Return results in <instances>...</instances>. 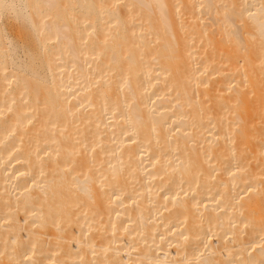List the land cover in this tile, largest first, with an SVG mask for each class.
Returning <instances> with one entry per match:
<instances>
[{
    "label": "bare ground",
    "instance_id": "1",
    "mask_svg": "<svg viewBox=\"0 0 264 264\" xmlns=\"http://www.w3.org/2000/svg\"><path fill=\"white\" fill-rule=\"evenodd\" d=\"M4 11L0 264H264V0Z\"/></svg>",
    "mask_w": 264,
    "mask_h": 264
},
{
    "label": "rangeland",
    "instance_id": "2",
    "mask_svg": "<svg viewBox=\"0 0 264 264\" xmlns=\"http://www.w3.org/2000/svg\"><path fill=\"white\" fill-rule=\"evenodd\" d=\"M9 13H6V11L0 13V23H3L5 21V18L7 17ZM17 25H20L18 22H13ZM24 31L17 30V28L10 29L8 27L7 30H5V36L7 37V40L4 41L5 49L8 54H14V57L16 58L15 66L17 68H24V60H23V54L22 53H16L13 49V46L9 43L8 39L15 37V38H23Z\"/></svg>",
    "mask_w": 264,
    "mask_h": 264
}]
</instances>
